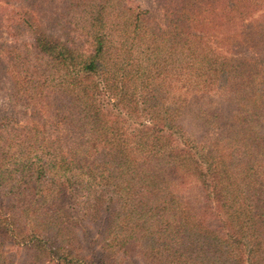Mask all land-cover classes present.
I'll list each match as a JSON object with an SVG mask.
<instances>
[{
    "label": "trees",
    "instance_id": "trees-1",
    "mask_svg": "<svg viewBox=\"0 0 264 264\" xmlns=\"http://www.w3.org/2000/svg\"><path fill=\"white\" fill-rule=\"evenodd\" d=\"M17 1L0 27L29 42L2 72L29 120H0V264L6 247L25 264H264V0H157L161 25L66 0L61 36Z\"/></svg>",
    "mask_w": 264,
    "mask_h": 264
},
{
    "label": "rangeland",
    "instance_id": "rangeland-1",
    "mask_svg": "<svg viewBox=\"0 0 264 264\" xmlns=\"http://www.w3.org/2000/svg\"><path fill=\"white\" fill-rule=\"evenodd\" d=\"M28 1H33L36 9L40 11L39 13H41V22L39 23L47 32L59 36L64 33L62 31L65 25H63V21L57 19V17L60 16V13L65 12L63 3L66 0H18L17 3L12 2L13 8L17 7L18 4H20L22 7H26ZM125 2L131 7H139L140 9L146 10L148 18L157 24L161 25L163 22V11L160 8L157 0H125ZM14 39L4 28L0 27V120L9 119L12 122L23 125L29 120L28 113L24 112L21 108H19V106L14 107L11 104L8 98V82L4 78V74L2 72L3 60L5 63V58H7L5 54V46L10 43H17L19 46L20 42L22 41H25L24 43L29 42V37L27 34L21 38L17 33ZM241 53L246 56L249 55V52L247 51H242ZM82 227L83 230L79 231V236L81 238L82 244L85 246L88 252L93 251L97 256H99L103 251L108 250L106 247L104 248L102 244L100 245L98 243V237H100L102 231L101 225L97 221H84L82 223ZM6 249H8L7 253L10 255L12 264L26 263L27 258L24 257V251H16V249H10L9 247H6ZM108 255H113L110 260L119 262V264H185L184 261L178 259V257H176L172 251L167 252L165 256L159 260H146L140 256L131 257L129 260H123V257H117V253Z\"/></svg>",
    "mask_w": 264,
    "mask_h": 264
}]
</instances>
